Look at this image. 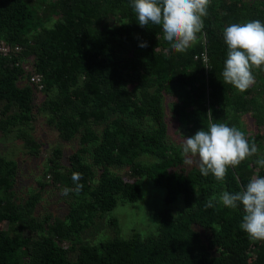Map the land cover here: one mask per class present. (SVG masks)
Listing matches in <instances>:
<instances>
[{"label":"trees","instance_id":"trees-1","mask_svg":"<svg viewBox=\"0 0 264 264\" xmlns=\"http://www.w3.org/2000/svg\"><path fill=\"white\" fill-rule=\"evenodd\" d=\"M208 13L198 42L176 53L161 26L138 24L131 0H0V40L20 47L0 55V137L41 156L34 132L41 113L58 139L76 142L69 152L49 151L41 180L24 196L18 162L0 153V264H264V242L240 228L242 206L205 207L264 176L255 163L264 156V72H254L244 93L222 81L223 29L264 23V0H211ZM168 116L182 140L209 120L235 126L258 155L230 167L223 182L205 177L198 163L185 164ZM144 155L153 160L142 162ZM74 172L83 174V189L69 193L66 211L36 213L47 189L75 187ZM142 176L165 189L154 232L72 243L118 203L136 201ZM177 199L181 208L172 211Z\"/></svg>","mask_w":264,"mask_h":264},{"label":"clouds","instance_id":"clouds-1","mask_svg":"<svg viewBox=\"0 0 264 264\" xmlns=\"http://www.w3.org/2000/svg\"><path fill=\"white\" fill-rule=\"evenodd\" d=\"M211 0H131V8L141 27L150 23L162 27L163 39L176 53H186L199 39L208 16ZM223 40L227 46V58L222 70V81L244 93L256 83L255 71L264 72V23L251 20L232 23L223 29ZM140 47H147L142 42ZM182 155L186 165L198 163L201 175L210 174L220 182L226 179L229 168L258 155L256 144L249 143L245 133L235 126L209 120L207 130H198L185 137ZM264 168V156L256 161ZM82 173L74 172V188H64L61 194L79 193L83 189ZM226 208H243L240 228L253 241L264 242V176H254L241 191H223L219 199H210L206 208L215 203Z\"/></svg>","mask_w":264,"mask_h":264},{"label":"rangeland","instance_id":"rangeland-1","mask_svg":"<svg viewBox=\"0 0 264 264\" xmlns=\"http://www.w3.org/2000/svg\"><path fill=\"white\" fill-rule=\"evenodd\" d=\"M168 120L170 123V137L178 143H183L180 135L176 132L177 123L170 116H168ZM34 128L36 136L45 145L43 154L39 157L33 158L26 155L21 142L13 138V136L0 137V153L8 158L15 159L20 166L17 191L23 196L31 192L37 186L38 181L41 180L42 173L46 168V157L52 148L60 147L64 152H69L76 146L75 141L65 142L58 139L56 132L46 125L44 116L41 113L34 122ZM140 160L144 163H149L153 160V157L144 155ZM111 170L121 175L126 173V167H112ZM140 189V195L136 201L118 203L111 211L93 221V224L85 232L76 234L72 243L76 245L86 242L95 244L115 236L127 238L133 232L141 235L154 232L153 212L165 207V189L155 186L146 176L140 178ZM47 190L41 203L37 206L36 213L42 215L49 211L57 213L66 211L67 200H70L71 195L64 196L61 194V190L58 189L49 188ZM169 208L172 211L180 209V199L171 203ZM111 219L116 220L114 224L116 226H112L107 222ZM75 255L76 253H73V258H75Z\"/></svg>","mask_w":264,"mask_h":264},{"label":"built area","instance_id":"built-area-1","mask_svg":"<svg viewBox=\"0 0 264 264\" xmlns=\"http://www.w3.org/2000/svg\"><path fill=\"white\" fill-rule=\"evenodd\" d=\"M11 51H20V47L18 45L10 46L5 41L0 40V55H3V56L8 55ZM200 57L203 61H207L206 52H202L200 54ZM31 80L34 82H37L39 88L42 86L41 85V76L39 74L32 75Z\"/></svg>","mask_w":264,"mask_h":264}]
</instances>
